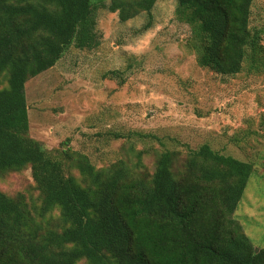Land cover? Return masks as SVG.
Here are the masks:
<instances>
[{
	"label": "trees",
	"instance_id": "trees-1",
	"mask_svg": "<svg viewBox=\"0 0 264 264\" xmlns=\"http://www.w3.org/2000/svg\"><path fill=\"white\" fill-rule=\"evenodd\" d=\"M105 1L0 0V173L30 168L37 191L0 190V264H264V248L235 218L254 163L205 143L183 160L162 150L153 171L139 155L97 167L30 135L27 82L71 46L100 45L99 9L128 21L158 0ZM177 2L200 66L232 76L247 59L257 65L264 47L250 26L254 0Z\"/></svg>",
	"mask_w": 264,
	"mask_h": 264
},
{
	"label": "rangeland",
	"instance_id": "rangeland-1",
	"mask_svg": "<svg viewBox=\"0 0 264 264\" xmlns=\"http://www.w3.org/2000/svg\"><path fill=\"white\" fill-rule=\"evenodd\" d=\"M177 9V0H158L128 21L99 9L100 45L71 46L27 82L30 135L52 152L87 154L97 167L133 164L139 155L153 171L162 150H177L183 160L205 143L252 162L235 218L264 248V53L256 66L247 59L237 75L200 66L192 26ZM250 26L264 47V0H254ZM0 190L37 196L30 168L0 173Z\"/></svg>",
	"mask_w": 264,
	"mask_h": 264
},
{
	"label": "water",
	"instance_id": "water-1",
	"mask_svg": "<svg viewBox=\"0 0 264 264\" xmlns=\"http://www.w3.org/2000/svg\"><path fill=\"white\" fill-rule=\"evenodd\" d=\"M260 248H256L257 251H259Z\"/></svg>",
	"mask_w": 264,
	"mask_h": 264
}]
</instances>
